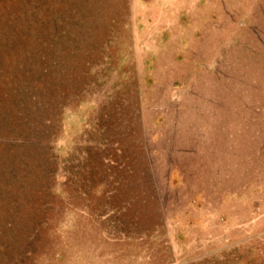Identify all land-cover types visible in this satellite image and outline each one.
Returning <instances> with one entry per match:
<instances>
[{
  "label": "rangeland",
  "instance_id": "obj_1",
  "mask_svg": "<svg viewBox=\"0 0 264 264\" xmlns=\"http://www.w3.org/2000/svg\"><path fill=\"white\" fill-rule=\"evenodd\" d=\"M0 264H264V0H0Z\"/></svg>",
  "mask_w": 264,
  "mask_h": 264
}]
</instances>
